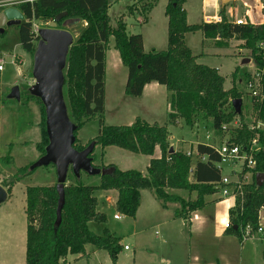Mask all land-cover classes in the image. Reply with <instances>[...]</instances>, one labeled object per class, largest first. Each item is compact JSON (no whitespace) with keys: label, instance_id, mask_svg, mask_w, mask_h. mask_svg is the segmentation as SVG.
I'll list each match as a JSON object with an SVG mask.
<instances>
[{"label":"trees","instance_id":"1","mask_svg":"<svg viewBox=\"0 0 264 264\" xmlns=\"http://www.w3.org/2000/svg\"><path fill=\"white\" fill-rule=\"evenodd\" d=\"M186 1L167 0V49L149 53L143 50L141 35L128 33L122 19L116 22L115 27L111 26L107 14L109 0H40L33 5L18 7L24 18L18 27L19 44L32 57L35 43L39 41V37L32 34V21L47 24L59 14L66 13V17L58 23L59 26L67 21L86 24L79 39L69 50L63 86L68 116L76 127L73 148L83 150L77 145V132L85 121L97 117L98 136L88 146L93 142L95 148L114 147L144 157H152L158 148L161 155L159 159L150 160L145 174L132 170L120 171L114 165L102 167L112 171L104 176L98 175L96 185L82 183L81 175L84 173L76 177L70 172L67 177L70 183L64 187V205L59 226L55 225L58 201L56 184L50 187H27L25 264H66L68 256L84 257L88 245L106 252L111 263L116 264L121 251L119 239L107 230L97 236L89 229L90 223L104 225L107 222L106 216L96 210L97 192H116V213L135 219L140 192L147 190L163 208L167 204H178L179 210L175 211L174 218L185 222L193 212L206 207L205 198L219 193L216 185L220 182L221 172L215 164L220 162V158L211 146H196V154L205 156L206 161L197 159L193 166L191 158L186 154L169 153V133L166 127L149 125L140 119H136L130 126H104L105 52L110 38H113L114 49L127 70L124 89L127 97L140 98L144 87L151 83L163 86L170 94L169 122L180 118L190 128L201 118L209 120L215 132L225 131V126L237 116L242 120L241 112L236 113L232 104L235 100H241L242 95L235 87L224 90L225 79L217 70L196 62V57L185 45V36L201 32L206 39H218L216 45L219 47L226 46L231 40L241 42V48L250 52L255 69L262 73L261 97L251 98V109L255 123L264 124V49L260 48V44L264 45V24L235 25L226 19L224 7L219 11V22L191 26L187 23L183 8ZM152 7L144 8V12L148 13ZM143 19L145 22L146 17ZM237 75L238 69L233 72L232 81ZM20 100L25 104L35 101L39 106L41 141L36 149L40 158L48 145L44 107L40 99L32 96L28 89L20 90ZM256 125L249 128L243 124L227 130L229 143L247 151L252 141H256L257 147L252 158L254 167L247 170L251 174V182L244 185L243 200H236L235 206L229 211L230 228L224 231L225 236L235 237L239 242L242 241V230L246 226L253 232L257 231L259 213L264 207V183L262 186L256 184V175L264 174V128ZM11 149L9 145L6 156L0 157V163H12ZM93 153L90 156L92 164L95 162ZM33 164L18 169L10 181L0 182V186L9 194L15 183L36 171L30 170ZM48 167L54 169L53 166ZM240 178L242 180V176ZM174 192H186L189 196L194 194L195 199L185 201Z\"/></svg>","mask_w":264,"mask_h":264},{"label":"rangeland","instance_id":"2","mask_svg":"<svg viewBox=\"0 0 264 264\" xmlns=\"http://www.w3.org/2000/svg\"><path fill=\"white\" fill-rule=\"evenodd\" d=\"M158 1V8L154 10L156 22L159 21V11H161V2H163V0ZM109 2L107 14L111 26L115 27L116 22L122 19L128 31H130L129 27H131L133 23H136L138 20H144L143 18L146 15L144 8H149L153 4V0H109ZM187 2L190 21L196 23L201 17L200 0H187ZM232 2H228L225 5V16L229 22H232L236 17H243L246 11L245 9L243 10V14H240V12H242L240 9H244L245 7L237 9L236 3L234 1ZM218 3L220 7V0H218ZM130 8L132 9L131 12H129ZM135 19L137 21H135ZM36 25L40 29L47 28L46 24H41L40 22H37ZM85 27V23L74 21H67L60 26L57 25V29L67 30L73 36V45L79 39L81 31ZM4 33L3 36H0V58L4 60L3 70L0 71V101L5 104V107L3 106L4 109L3 107L0 109V157L6 156L8 146L11 145L12 152L10 156L12 158V163L10 165L0 163V182L10 181L18 169L29 166L39 158V152L35 147H32L33 141H30V135H22L19 133L28 121H32L33 127H37L38 132H40L41 123L40 109L35 101H29L26 109L25 107H21L20 110H16L19 102L7 99L10 90L13 88L12 85L15 82V86H18L20 90H29L28 84L33 82L31 77L33 57L21 49L18 39V27L5 28ZM159 38L160 41L157 43V46L163 47L161 37ZM217 42L218 41L215 40H209L206 42L207 45H204L203 49L201 48L199 33L190 35L187 40V44L191 47L193 55L198 56L203 52L200 63L208 65L209 67H219V74L225 76V83L223 85L224 90L235 87L242 95L240 105L242 120L238 116L235 117L225 126V131L221 132H215L212 129L211 122L201 118L190 128L184 123L180 125L169 124L168 128L171 129L172 138L171 143L175 146L174 150H177V147H179L178 152L184 154L190 153L191 151L189 150H191V148L194 149L195 142L209 144L213 147L222 145L223 142L228 140L229 132L227 130L229 129L240 127V125L243 124L249 128L254 127L255 124H257L256 127L258 126V123H255V117L251 109V97L246 88V77L251 76L255 71L254 64L250 58V52L241 48L242 43L239 41L229 43V54L241 57L243 60H249L248 63L238 66V75L232 81L231 75H228L231 67L230 62L223 61L224 59L220 61L215 57L208 56L210 55L208 51L211 50L212 53L214 49L210 48L217 47ZM36 45L37 43H35V48ZM261 45L262 44H260V46ZM208 46L211 47L209 48ZM263 46L260 48H264ZM164 47H166V45ZM214 51L217 52L216 50ZM105 53L104 126L128 125L130 123V117L135 114L141 117L143 115L148 121L153 118L159 124H163L166 121L167 113L166 106L162 104V99L158 100V104H156L155 108L151 111V106H148L149 101L145 102V100L130 98L125 95L124 78L126 68L120 63L118 53L114 49L113 38L109 39ZM13 62L16 65H14ZM67 68L68 63H66V68L64 70L65 81ZM160 88H163V92H165L164 90L166 89H164L163 86ZM63 95L65 103L67 104V97L66 94H64V90ZM98 132L99 123L97 117L85 121L84 126L77 132V145L84 149L91 140L98 136ZM39 134L38 136L40 137ZM18 135L20 136L18 137ZM24 139H29V141L21 145ZM184 150H186V152ZM101 154V148L96 147L93 153L95 162L92 165L94 167L101 169L102 167L113 164L121 171L132 170L142 174L146 173L148 160L144 156L134 155L114 147L105 149L103 156H101ZM196 159L195 154L193 155L191 153L192 165ZM238 166H242V162H239ZM247 170L246 166H243L237 173L239 177H245V183H249L251 179V174ZM222 173L223 175H230V178H235L234 171H232L231 168L226 170L225 167ZM81 180L82 183L86 185H96L99 181L98 176H87L85 174L81 175ZM69 183L70 182L67 181L66 186ZM55 184L56 174L52 167L37 168L32 175L12 186V202L22 199L27 187H50ZM174 194L185 201L195 199L194 194L189 196L186 192H174ZM210 197L213 198L208 201H206L207 198L204 199L207 204L206 207L196 212L195 215V217L202 216L204 218L206 217V219L196 221L190 215L188 221H184L185 227H183L180 221H172L169 218L168 212L151 205V203H149L150 196L143 193L142 210L136 224L133 223V220L130 218H124V216L121 215H119V220H114L113 216L118 214L109 206L110 203L108 204L105 202V206H101L100 209L107 218L106 224L100 225L90 223L89 229L97 236H101L103 231L107 230L115 238L119 239L121 251L117 256L116 264H199L194 261V257L197 256H200L201 262L205 259L208 260L214 257H220L221 264H264V239L261 240L259 234H253L250 238L251 240L239 242L242 247L237 244L238 239L235 237L232 241L228 240L230 244H224L225 242L221 241V239H214V237L220 236L218 232H220L223 225L228 222L227 213L233 209L236 201L228 198L223 200L224 198H221L219 193ZM230 200H232V202ZM167 206L173 213L179 210L178 204H167ZM261 216L262 224L264 225V208L262 209ZM194 227H199L198 230L194 231L199 237H191L190 232L188 233V231ZM125 246L128 247L129 251L123 250ZM227 251L229 254H227ZM225 254H227V256L225 262H223V256H225ZM67 258H70V256ZM109 260L107 253L102 251L100 255L96 257L79 261L68 260L67 263L112 264Z\"/></svg>","mask_w":264,"mask_h":264},{"label":"crops","instance_id":"3","mask_svg":"<svg viewBox=\"0 0 264 264\" xmlns=\"http://www.w3.org/2000/svg\"><path fill=\"white\" fill-rule=\"evenodd\" d=\"M232 1H234L236 3L237 9H240L241 7L244 8L246 5H248L250 7L255 5V0H232ZM158 3H159L158 0H153V4L152 5H153V7L154 6L155 7L154 8L152 7V9L148 13H146V15H145L146 21L145 22L140 21V20L137 21L136 19H138V18H136L135 21H137V22L133 23L132 26L129 27L130 31L127 30V32L132 34V35L133 34H140L141 35L142 40H143V50H144L145 53H149L151 51H165L167 49V25H168V20L165 17V8H166V5H167V0H163V2H161V9H160L161 11H159V21L156 22V15L154 14V10H156L158 8ZM187 5H188V2L186 1V3H185L183 8H184L185 13H186L187 23H188V25H191V26L192 25H201L203 23L211 24L208 21H205V19H204L205 15L218 18V14H219V11H220V8H221V6L219 7L218 0H200V7H201L200 8V16L201 17H200L199 21L194 23V22L190 21L189 12H188V6ZM234 9H236V8H234ZM245 9L246 8L240 9V10H242V12H240V14H243V10H245ZM256 13H257V10H256ZM253 14H255V13H253ZM255 16H256V14H255ZM196 33H199L201 48L204 49V45L206 44V42L211 40V39H206L205 36L201 32H196ZM190 35H192V34H187L185 36L184 42H185V45L190 49V51L192 53L191 47L189 46V44H187V40H188ZM159 37H161V43L163 44V47L157 46V43L160 41ZM164 39H165L166 43L164 42ZM215 41H218V39H216ZM233 41H236V40L229 41L226 46H220V47L219 46H217V47L208 46L209 48L211 47L210 49H214V50L217 51V52H215L213 50L212 53H211V50L208 51L210 53V55H208V56L215 57L216 59H218L220 61L224 59L223 61L230 62L231 67H230V70L228 72L229 76L230 75L232 76L233 72L243 62V58L237 57V56H233V55L228 53V51H229L228 45H229L230 42H233ZM165 45H166V47H164ZM163 48H165V49H163ZM192 55H193V53H192ZM118 56H119V54H118ZM193 56L196 57V62L198 64L209 67L208 65L200 63V61H201L200 58L203 57V52L200 55H198V56L197 55H193ZM105 59H106V53H105ZM236 62H237V66H236ZM120 63H121V60H120ZM13 64L16 65L14 62H13ZM121 65H122V63H121ZM209 68H213V69L217 70L218 73H220L219 67L214 66V67H209ZM105 74H106V64H105ZM220 76L225 78L224 75H220ZM104 80H105V76H104ZM126 80H127V70H126V74H125V78H124L125 84H126ZM15 85H16V82L12 85V87H14ZM160 87H162V86H159V85H157L155 83H151V84L146 85L144 87V89H143L142 96L139 99L140 100H145V102L149 101V105L148 106L149 107L151 106V111L153 110V108H155V105L158 104L157 102H158L159 99L163 100L162 104H164L166 106V113H167L166 114V121L163 124H159L153 118L148 121L147 119H145V117L143 115L141 117V116L135 114V115H132L130 117L131 119H130V121H129L130 123L128 125H120V126H130V125H132L135 122L136 119H140V120L144 121L145 123H147L149 125H154L155 124V125H158V126L166 127L167 131L169 133L168 141H169L170 148L173 149V152L177 153L179 147H177V150H174L175 146L171 143V140H172L171 132H170L171 129H169L168 126H169V124L180 125L181 123H184V121L182 119H180V118H177L175 120V122H172V123L168 121L167 116H168V114L170 112L169 111L170 94L167 92V90H164L165 92H163V88H160ZM164 89H165V87H164ZM104 96H105V91H104ZM18 102L19 103H18V106H17L16 110H20L21 107H25V109H26L27 104H25V103L23 104V102H21V100H19ZM3 106L5 107V104H3V102L0 101V109H2ZM4 107H3V109H4ZM167 123H168V125H167ZM39 133L40 132H38L37 127L36 128L33 127L32 121H28L26 123V125L22 128V130H21V132L19 134H22V135L23 134H25V135L29 134L30 135V139H31L30 141H33L32 147L36 148L37 144L40 143V141H41V133L40 134ZM38 134L40 135V137L38 136ZM19 136L20 135H18V137ZM23 141L24 142H21V145H23L25 143H28L29 139H24ZM198 144H205V143L195 142L194 149L191 148V150H189V151H191L190 153H192L193 155L196 154V146ZM205 145H207V144H205ZM207 146H210V145L208 144ZM180 148L183 149L182 147H180ZM105 149H107V148H105ZM105 149H101V151H102L101 156H103V153H104ZM184 151L186 152V150H184ZM160 156H161L160 155V151H159L158 148H156L152 157H146L147 160H148L147 161V165H146V169H147V167L149 165L150 160L159 159ZM196 161H197V159H196ZM200 161L205 162L206 159L205 160H200ZM227 169H229V168H226V170ZM221 176L230 177V175H223L222 172H221ZM244 179H245V177H244ZM245 182H246V179H245ZM250 182H251V179H250L249 183ZM11 191H12V188H11L9 194L7 193L6 201L3 204L0 205V264H25V261H26V228H27L26 214H25L26 190L24 192L23 198L20 199L19 201H15V202H12L13 196H12ZM97 193H98V195H97ZM97 193L95 194V197L97 199V208H96V210H97L98 213L104 214L103 211H101L100 208H101V206H105V202L108 203V204L110 203L109 206L112 207L115 210V203H116V200H117V193L116 192L111 191V192H107V193H104V192H97ZM143 193L145 195H149L150 196L149 203H151V205H153L156 208H160V209L164 210L165 212H168L169 218L172 221H175V220L180 221V222H182L183 227L186 226L184 221L174 218L173 211L167 205H166V208H163L161 206V203L156 200L154 195L151 192L147 191V190L140 192V204H139V207L137 209L135 219H131V220H133V223L136 224L137 220L139 219V216H140V213H141V210H142ZM211 198H213V197H207L206 201L211 200ZM223 200H225V199H223ZM230 201L232 202V200H230ZM231 206H232V204H231ZM196 212H198V211H196ZM196 212H193L191 214V216H192V218L194 220L198 221V220H205L206 219V217L204 218L202 216L195 217ZM228 213H227V215H228ZM261 214H262V210L259 213V226L263 229V233L259 234V238L261 240H263L264 239V225L262 224V216H261ZM198 229H199V227L191 228L188 231V233L190 232L191 237H195V238L199 237V235L197 233H194V231L198 230ZM218 233H220L219 237H222V238L214 237V239L215 240L216 239L217 240L221 239V241L225 242L224 244H228V243L230 244V242L228 240L232 241V240L235 239L232 236L224 237L225 235H224L223 227H222V230L220 232H218ZM234 243H236V242H234ZM237 244L240 247H242V245L239 243V241L237 242ZM123 250H124V247H123ZM127 251H129V249ZM101 252H102V250H98V249L94 248L93 246L88 245V246L85 247V256L84 257L70 256V258H67L66 264H68L67 263L68 260H70V261H79V260L90 259L92 257H96V256L100 255ZM227 254H229L228 251H227ZM227 254H225V256H223V259H224L223 262H225ZM108 258H109V256H108ZM194 261L196 263H199V264H221L222 263L220 257H214V258L208 259V260L205 259V260H203L201 262L200 256H197V257H194Z\"/></svg>","mask_w":264,"mask_h":264},{"label":"water","instance_id":"4","mask_svg":"<svg viewBox=\"0 0 264 264\" xmlns=\"http://www.w3.org/2000/svg\"><path fill=\"white\" fill-rule=\"evenodd\" d=\"M232 0H220L221 8H224ZM66 17V13L59 14L48 24V28L40 29L39 41L33 56L32 79L34 84L29 92L35 98L40 99L45 113V132L48 145L45 154L38 158L30 167L34 170L41 167L53 166L56 174V191L58 195L56 210V226L61 223V213L64 205V187L68 174L71 172L76 177L80 173L89 176H104L112 169H98L92 165L90 156L95 144L92 142L82 151L73 148L76 127L70 121L67 105L64 100V70L67 56L73 45V36L67 30L57 29L58 23ZM24 22L21 12L17 9H8L0 14V34L8 27H19ZM249 60H243L242 64ZM8 100H20V89L14 86ZM235 112L240 111L241 100L232 102ZM173 149L170 148L169 153ZM264 183V174L256 175L257 186ZM7 199L6 190L0 186V205ZM234 229H236L234 227Z\"/></svg>","mask_w":264,"mask_h":264},{"label":"built area","instance_id":"5","mask_svg":"<svg viewBox=\"0 0 264 264\" xmlns=\"http://www.w3.org/2000/svg\"><path fill=\"white\" fill-rule=\"evenodd\" d=\"M40 0H0V14L8 9H17L21 5H33L34 3L38 2ZM246 11L243 15V17H236L232 21L235 25H252V26H258L264 24V0H255V5L250 7L248 5L245 6ZM257 10V13H256ZM255 13V14H253ZM205 21H208L209 23H217L219 22L218 18L207 16L204 17ZM258 21V22H257ZM39 21H32V34L35 37H38V32L40 28L36 25V23ZM41 23V22H40ZM42 24V23H41ZM47 23V28H48ZM43 29V28H42ZM263 46V45H261ZM260 46V47H261ZM264 47V46H263ZM264 49V48H261ZM4 60L0 58V71L3 69ZM261 72L255 71L251 74V76H248L246 78V88L251 98H260L261 97V86H260V78H261ZM34 84V81L28 84L29 88L32 87ZM257 127H263L264 124L258 123ZM213 150L216 152L218 157L220 158V162L216 163L215 166L218 168L220 172H223L224 168H231L232 171H234L235 178L232 179L228 176H221L220 182L216 185V188L219 190V195L221 198L224 199H232V200H239L240 202L243 200V188L245 183V179L242 176L239 177L237 173L239 172V169H241L243 166H246L247 169H252L254 167V161H253V154L257 151L256 147V141H252L250 148L246 151L241 149L239 146L234 145L232 143H229V141L223 142L222 145L213 147ZM188 157L191 158V153H185ZM197 159L205 160L206 157H200L197 154H195ZM205 157V158H204ZM242 162V166H238V163ZM264 208V207H263ZM262 208V209H263ZM261 209V210H262ZM114 220H119V215H115L113 217ZM230 228V223L226 222L223 226V230H227ZM262 234L263 229L259 226L256 232H253L252 229L249 226H246L242 230V241L251 240L253 234ZM124 250L127 251L128 247H124Z\"/></svg>","mask_w":264,"mask_h":264}]
</instances>
